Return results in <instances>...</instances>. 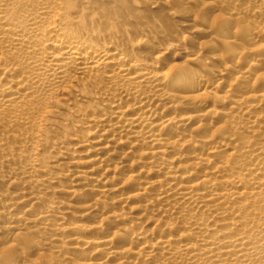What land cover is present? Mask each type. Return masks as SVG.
I'll list each match as a JSON object with an SVG mask.
<instances>
[{
    "label": "bare ground",
    "instance_id": "6f19581e",
    "mask_svg": "<svg viewBox=\"0 0 264 264\" xmlns=\"http://www.w3.org/2000/svg\"><path fill=\"white\" fill-rule=\"evenodd\" d=\"M214 1L194 18L177 11L193 0L151 2L175 22L162 41L113 33L88 0H0L7 235L48 264H264V0ZM17 247L12 264L35 256Z\"/></svg>",
    "mask_w": 264,
    "mask_h": 264
},
{
    "label": "rangeland",
    "instance_id": "374dc122",
    "mask_svg": "<svg viewBox=\"0 0 264 264\" xmlns=\"http://www.w3.org/2000/svg\"><path fill=\"white\" fill-rule=\"evenodd\" d=\"M145 1H147V5L146 4L140 5L141 3L138 0H88V2L90 4H92L89 11H91L93 21L95 23H101V24H103L104 22L106 24H109L111 22V20H112V23L114 21L115 23H113V25L111 26L110 29L115 34L119 33V32H123L125 34V36H127L130 39L133 36L138 35V31H140V29H142V30H144L146 32H151V33H153V32L157 33V32L160 31L162 33L160 35V36H162L160 39H162V41L167 39L169 37V35H171V29H173V27L175 26V22L173 24V22L172 23H171V21L168 22L165 19V13L164 12H166V11L163 8H160V6H158V7L156 6V7L152 8V4H150L151 2H156L157 3L159 1L161 2L162 0H145ZM216 2L214 0H193L192 4H190V6H187V8H184V10L181 7H177L178 8L177 11L178 12H185L187 14L189 12V16L191 18H194L195 16H197L199 14V12H201V9L203 7H205V6H207V5L213 4L214 6L217 5L219 7V4L216 3ZM97 6H99V7H97ZM221 6L223 7L222 4H220V7ZM134 9H136V10H134ZM93 10H95V11H93ZM209 17H210V19L208 18V20H207V28H209V26L210 27L214 26L213 28L215 30L217 29L216 32L219 34L218 36H220L221 32H222L221 33L222 35H225L226 34V32H225L226 30H224V28L221 27V24H220V22H222V20H219L220 18H218L216 16H213V15L209 16ZM135 18H138V19L136 20ZM208 23H209V25H208ZM214 23H216V26L214 25ZM217 23L220 26H218ZM153 24H154V26H153ZM155 25H156V28H155ZM221 28L224 31V34H223V31L220 30ZM155 29H157V30H155ZM188 30L189 29L186 28L185 31H188ZM219 30H220V32H218ZM200 41H201V43H200ZM189 42H190L188 44L189 48L194 47V45H196L197 47H201L202 46L201 48L203 50L204 49H206V50L209 49L210 46L212 47V45L215 46V47L216 46L221 47L220 44H216L215 45L214 42H211V44L210 43H203V40H201V39H196L194 41H189ZM212 43H214V44H212ZM198 44H199V46H198ZM247 46H249V45H247ZM247 46L244 45L243 47L247 48ZM251 47H252V49H255V47L249 46V48H251ZM207 55H210V54L209 53H202L201 54V56H203V57H205ZM201 59H205V58H201ZM172 62L176 63V64L177 63L179 64V63L182 62V59H180L178 57V55L176 54V55H174V57H172ZM194 69H196L197 73L200 74L199 70L196 67ZM190 114L193 115L192 113H190ZM52 121L53 122H51V123L53 124L54 127H61L62 125L65 124V122H64V120H62V118H55ZM60 135L62 136L63 134H61L60 131H58L57 136H60ZM4 169L5 168H3L2 170H4ZM14 182L18 184L17 180H15ZM5 183H7V182L6 181L3 182V185L0 184V193H2V192L4 194L8 193L7 192L8 191V187H7V184H5ZM17 187L19 188L20 186H17V185L9 186V191L17 190L18 189ZM5 189H7V191H5ZM85 195H86V198H87L88 195L86 193H79V194H77L76 196H74L72 198H69V197L65 198V196H64L62 198L63 199L62 201L65 204L67 203V206L70 207L71 209L73 208L72 210L77 213V212H80L79 210H81V208L85 204V200H86ZM2 202H1V205L4 206V207H7V206L10 207L9 205H10L11 202H12V205L14 203H16L15 200H11V201L8 200V202L7 201L6 202L2 201ZM42 203L39 206L43 207V205L45 203H43V204ZM135 206H136V203L134 201L128 202L127 205H126V212H128L131 208H134ZM131 210H134V209H131ZM103 218H104V216H102V218L101 217H97L96 220H92V221H90V223H88L89 222L88 221L86 224L94 225L95 223H92L93 221L94 222L98 221V223H100ZM148 218H149V219H147L148 221L146 220V226L149 229V228L152 227L153 218L151 216H148ZM0 219H1L0 220V225L2 226V227L0 226V233H1L0 234V264L3 263V262H7V261H8V264L9 263L12 264L11 262H9V260L12 259L11 257L14 255V253L12 251L13 249H11V245L16 244V246H17V243H18V246L20 245V247H17L19 250H21L26 244H28L31 247L32 250L35 249L36 251H35V256L34 257L30 258L29 260H25V261L21 260L22 262L20 261V262H17L15 264H39V263L40 264H48L49 260L53 257L52 254H50V252L37 251L36 243L34 245V242H35L36 239L33 236H32L33 237L32 238L33 241H32L31 238H30L31 235L29 234V236H28V234H26V233H20V234L19 233H14V234H8L7 235V232L2 230V228L3 227L5 228V225H6L5 218L3 216H1ZM66 222H68V224L69 223L71 224V223H73L75 221L71 220V219H68V220H66ZM113 230H114L113 228L109 229V230L107 229L104 232H105V234L108 233L109 236H112L111 234H113V232H115V230L114 231ZM3 234H4V236H2ZM108 234H106V235H108ZM15 235H17V237ZM121 241H123V240L116 239V241H114V242L117 245L120 246L121 245L120 243H122ZM116 244H115V246H117ZM12 248H13V246H12ZM6 252L8 254L4 255V254H6ZM72 261L73 262L71 264H81V262H83V260H78V259H73ZM108 264H113V261L110 260L108 262Z\"/></svg>",
    "mask_w": 264,
    "mask_h": 264
}]
</instances>
